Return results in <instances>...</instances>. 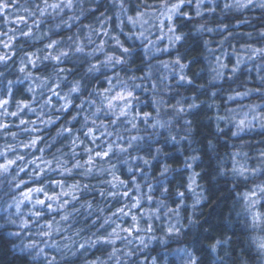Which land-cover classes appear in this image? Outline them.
<instances>
[{"label": "clouds", "instance_id": "9594fccd", "mask_svg": "<svg viewBox=\"0 0 264 264\" xmlns=\"http://www.w3.org/2000/svg\"><path fill=\"white\" fill-rule=\"evenodd\" d=\"M0 264H264V0H0Z\"/></svg>", "mask_w": 264, "mask_h": 264}]
</instances>
